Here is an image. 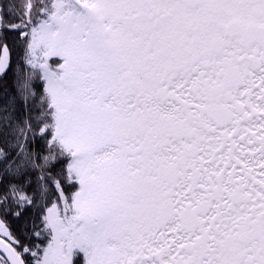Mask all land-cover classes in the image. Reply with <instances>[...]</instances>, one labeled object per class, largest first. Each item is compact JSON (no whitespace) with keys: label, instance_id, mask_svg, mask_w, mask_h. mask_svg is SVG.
Returning <instances> with one entry per match:
<instances>
[{"label":"snow or ice","instance_id":"6c2138e0","mask_svg":"<svg viewBox=\"0 0 264 264\" xmlns=\"http://www.w3.org/2000/svg\"><path fill=\"white\" fill-rule=\"evenodd\" d=\"M0 264H264V0H0Z\"/></svg>","mask_w":264,"mask_h":264}]
</instances>
